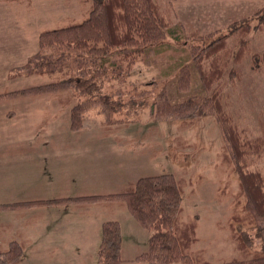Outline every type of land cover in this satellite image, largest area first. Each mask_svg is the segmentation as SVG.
<instances>
[{
    "label": "rangeland",
    "instance_id": "obj_1",
    "mask_svg": "<svg viewBox=\"0 0 264 264\" xmlns=\"http://www.w3.org/2000/svg\"><path fill=\"white\" fill-rule=\"evenodd\" d=\"M160 1L169 4L171 19L188 33L223 30L203 39L200 48L229 33L231 20L249 16L264 5V0ZM92 7L93 0H0V95L53 82L46 76L24 74L10 80L8 74L35 55L42 32L83 22ZM234 45L231 42L229 49L219 54L222 65L212 92L191 68L187 47L177 46L174 40L158 46L149 58L137 56L134 64L124 66L119 78L111 71L105 79L104 91L123 102L122 111L109 116L102 107L93 106L84 115L86 128L79 132L70 129L72 107L63 108L56 95L1 98L0 203L107 196L141 178L173 174L184 185L182 218L198 224L199 242L193 250H205L212 263L239 258V236L230 238L233 213L238 214L254 248L260 249L261 243L254 237L256 229L248 227L252 220L243 210L245 199L238 197L236 165L219 121L220 117L231 120L247 129L244 134L249 137L264 136V32L251 35L241 56L237 42ZM197 53L201 54L199 49ZM209 60H203L201 66L206 67ZM186 70L180 87L176 81ZM196 95L201 101L190 104L193 108L199 105L202 115L191 122V117L184 120L188 111L173 112L172 104L188 102ZM206 98H210L208 103H204ZM260 149L259 153L256 148L248 149L242 164L264 178V147ZM91 209L121 224L122 260L147 264L136 262V258L148 251L149 232L122 211L119 202L104 200ZM23 211L43 214L46 226L56 224L60 229L56 209H0V232L7 237H3L7 239L4 246L15 239L8 228L13 230V217H20ZM92 238L84 241L89 251ZM22 246L24 256L19 264H82L83 259L84 264H97L98 251L84 258L49 257L40 248L34 251L26 243Z\"/></svg>",
    "mask_w": 264,
    "mask_h": 264
},
{
    "label": "trees",
    "instance_id": "obj_2",
    "mask_svg": "<svg viewBox=\"0 0 264 264\" xmlns=\"http://www.w3.org/2000/svg\"><path fill=\"white\" fill-rule=\"evenodd\" d=\"M171 16L169 4H162L160 0H93L89 16L83 22L42 32L38 37V51L27 59L23 66L12 69L9 76L12 80L21 74L40 75L54 81L39 87L5 93L0 95V99H16L36 94L56 95L63 108L72 107L70 129L79 132L86 128L84 115L93 106L102 107L109 116L122 111L123 102L115 100L113 94L104 91L105 79L111 71L119 78L124 66L127 63L134 64L137 56L144 55L149 58L158 46L174 40L177 46L187 47L192 56L191 68L199 75L201 84L212 92L219 79L214 77L220 73L219 65H222L219 63V54L228 50L231 42L235 45L237 42L239 47L237 54L241 56L243 50L248 47L251 35L264 32L263 5L249 15L250 17L231 20L227 26L229 33H222L209 45L200 48L205 39L223 30L217 29L204 35L188 33L183 30L181 24L174 22ZM199 44L201 45L198 46ZM198 49L201 54L197 53ZM216 56L218 60H214ZM201 58L210 59L206 67L201 66L203 61ZM186 74L187 70L182 72L176 81L180 87L183 86ZM198 99L196 95L188 102L172 104L175 106L173 112L188 111L184 120L191 117L192 122L197 116L202 115L199 105L197 108L191 106L193 102L198 103ZM209 99L206 98L204 103H208ZM166 103H169V100ZM223 118L220 117L219 123L223 127L224 139L229 143L232 159L235 161L239 182L238 197L245 199L243 210L252 220L248 227L256 229L254 237L261 243L260 249L254 248V242L244 231L238 214L233 213L229 220L230 238L234 239V235L239 236L237 238L240 241L237 246L239 258L212 263L206 259L205 250H193V245L199 242L196 236L198 224L186 223L183 220L184 185L173 174L141 178L117 194L22 202L2 206V209L92 202L98 199L117 201L141 228L149 232L148 251L138 256L136 262L264 264V178L259 171H247L242 164L248 155V149L256 148L258 152L264 147V136L249 137L244 134L247 129L235 126L231 120ZM231 205L233 207L232 203ZM122 249L121 224L114 220L103 223L97 264H131L121 259ZM23 256L21 244L9 242L7 246L0 245V264H19Z\"/></svg>",
    "mask_w": 264,
    "mask_h": 264
},
{
    "label": "crops",
    "instance_id": "obj_3",
    "mask_svg": "<svg viewBox=\"0 0 264 264\" xmlns=\"http://www.w3.org/2000/svg\"><path fill=\"white\" fill-rule=\"evenodd\" d=\"M9 71V76L10 72ZM11 80V79H10ZM90 196H102V195H90ZM87 195L81 196H73V197H65V198H55L49 200H37V201H50L57 199H69V198H83L90 197ZM104 201L102 199H98L92 202H79V203H68V204H58V205H36V206H17V207H9L6 209H2V206L15 204H5L0 203V209L15 211L16 209H27V208H37V209H45L46 211H52L56 209L59 211L58 218L56 223L60 220V229L54 225L52 227L46 226L43 221L44 215L40 214H30V211H23L19 213L20 217H13V221L15 226H9V234H13V238L9 240L10 242H16L20 244L18 241H22L21 245L26 243L30 250H36L40 248L43 250L44 254H47L49 257H75V258H84L86 256L94 255V252L99 250V241L101 240V227L103 223L112 221L114 219L109 220V216L103 215L101 213H93L90 208L93 205H96V202ZM34 202V201H29ZM22 203V202H17ZM92 204V206H91ZM42 211V210H41ZM127 212L126 210H122ZM44 213V212H43ZM113 216V215H111ZM118 216V215H117ZM18 218V219H17ZM117 219V217H116ZM2 225V224H0ZM55 227L56 233L52 228ZM1 230V229H0ZM5 230V229H3ZM14 231V232H13ZM5 232H0V237L2 241L0 245H5L4 240H7L4 236ZM93 235V238L90 240L93 245L92 249L89 251L87 248V244L84 241ZM5 237V238H3ZM56 241V242H54ZM124 243V241H123ZM123 250V249H122ZM47 251V253H45ZM131 262V261H129ZM82 264L85 263L83 259L81 261Z\"/></svg>",
    "mask_w": 264,
    "mask_h": 264
}]
</instances>
